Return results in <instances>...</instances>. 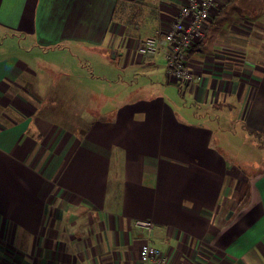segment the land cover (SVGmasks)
Here are the masks:
<instances>
[{
    "label": "crops",
    "instance_id": "crops-1",
    "mask_svg": "<svg viewBox=\"0 0 264 264\" xmlns=\"http://www.w3.org/2000/svg\"><path fill=\"white\" fill-rule=\"evenodd\" d=\"M118 1L0 0V264H140L146 220L164 264H264V168L227 150L264 138V0L216 1L184 85L139 46L186 0Z\"/></svg>",
    "mask_w": 264,
    "mask_h": 264
},
{
    "label": "built area",
    "instance_id": "built-area-1",
    "mask_svg": "<svg viewBox=\"0 0 264 264\" xmlns=\"http://www.w3.org/2000/svg\"><path fill=\"white\" fill-rule=\"evenodd\" d=\"M217 0H186L176 13V19L158 35L147 37L139 46L142 55L162 52L169 74L179 85L192 82L194 75L188 67L189 50L205 36V24ZM149 232L148 241L141 245L140 264H164L165 256L152 243V221H137Z\"/></svg>",
    "mask_w": 264,
    "mask_h": 264
},
{
    "label": "rangeland",
    "instance_id": "rangeland-1",
    "mask_svg": "<svg viewBox=\"0 0 264 264\" xmlns=\"http://www.w3.org/2000/svg\"><path fill=\"white\" fill-rule=\"evenodd\" d=\"M129 10L131 12L138 11L139 8L138 6H133L129 7ZM140 18V16L138 15ZM138 17L133 19V25H136L138 23ZM143 31V28H141ZM21 43L26 46L32 48L33 45H35V40L28 38L27 40L22 39ZM26 52V48L22 50V52L18 55V58L22 59L24 54ZM82 56H79L80 59L85 63V69L88 71H97L98 69L95 67L96 62L99 61L98 55L95 53H89L88 51H83ZM165 58V57H164ZM35 61H38V63H45V62H54L56 65L52 66L54 67V75L56 76V80H59V76L61 75V68L60 65L61 63L66 60L65 57L60 56V55H50V57H44V56H39L34 58ZM92 67H89V66ZM60 74V75H59ZM149 77V75H147ZM45 90L49 91L50 96L52 97L56 91L58 90V86L56 83L52 87H45ZM54 105V104H53ZM224 127V126H223ZM222 128V127H220ZM236 131H231L233 134L236 135L235 141L230 143V146L227 147V150L229 152H234L238 158H241V160H251L252 163L250 162H244L243 161V167L251 168L252 170L256 169L258 171H262L261 168H264V138L261 136H252L251 139L241 140V133L239 130V127H233ZM224 133H228L227 131H224ZM225 144V143H224ZM237 145V147H236ZM225 150V149H222Z\"/></svg>",
    "mask_w": 264,
    "mask_h": 264
},
{
    "label": "trees",
    "instance_id": "trees-1",
    "mask_svg": "<svg viewBox=\"0 0 264 264\" xmlns=\"http://www.w3.org/2000/svg\"><path fill=\"white\" fill-rule=\"evenodd\" d=\"M130 3L131 2H125V1H122V0L118 1V4H117V6L115 8V12H114L115 20H118V21L124 20V21H126L127 24L132 25L133 19L135 17L137 18L138 15L140 16L142 14L143 9L141 7H139L138 11L131 12V10H129ZM136 3H138V2H136ZM163 31H161L160 33H162ZM125 35L127 37L129 36L128 29L125 30ZM193 51H194V47L189 50V52H188L189 55L192 54Z\"/></svg>",
    "mask_w": 264,
    "mask_h": 264
}]
</instances>
